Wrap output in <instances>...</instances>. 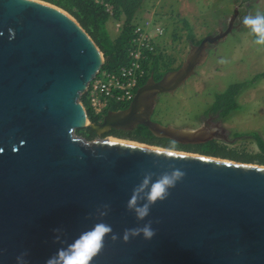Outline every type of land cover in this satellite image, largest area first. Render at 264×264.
I'll use <instances>...</instances> for the list:
<instances>
[{"label": "water", "instance_id": "1", "mask_svg": "<svg viewBox=\"0 0 264 264\" xmlns=\"http://www.w3.org/2000/svg\"><path fill=\"white\" fill-rule=\"evenodd\" d=\"M236 14L190 44L176 69L157 81L151 74L126 108L91 122L80 97L103 65L93 40L54 5L0 0V264H55L58 249L99 223L112 231L91 264H264V165L75 133L142 125L155 137L198 142L202 128L150 116L159 95L206 62ZM174 169L183 177L137 219L148 187ZM149 222L150 240L122 239Z\"/></svg>", "mask_w": 264, "mask_h": 264}, {"label": "rangeland", "instance_id": "2", "mask_svg": "<svg viewBox=\"0 0 264 264\" xmlns=\"http://www.w3.org/2000/svg\"><path fill=\"white\" fill-rule=\"evenodd\" d=\"M234 10L237 14L232 31L208 50L206 62L197 67L181 87L173 94L158 96L152 120L193 126L198 121L196 118L205 114L214 103V94L222 92L231 83L247 81L264 72V46L253 43L254 37L241 22L245 15L264 12V0L147 1L139 17L141 21L148 19L164 28L157 53L164 61L167 57L174 59L171 68H177L184 61L190 44H197L217 29L224 30ZM183 19L190 27L192 41L187 38ZM173 31L175 39L171 36ZM114 36L111 34L112 39ZM235 103L237 109L222 118V126L230 136L239 138L224 146L239 154L254 156L258 151L250 134L256 133L264 140V79L243 88Z\"/></svg>", "mask_w": 264, "mask_h": 264}, {"label": "trees", "instance_id": "3", "mask_svg": "<svg viewBox=\"0 0 264 264\" xmlns=\"http://www.w3.org/2000/svg\"><path fill=\"white\" fill-rule=\"evenodd\" d=\"M54 5L72 16L80 27L87 33V35L93 40L97 48L104 58L103 65L100 71L116 72L121 67L129 63L128 50L130 49L131 39L134 37V29L136 25L141 22L142 18L139 17L143 11L148 0H106L113 7V15L109 17L108 13L103 7L97 6L92 0H40ZM112 20L114 22H121V28L119 34L114 39H111L107 30L106 23ZM183 27L187 30V38L192 41V35L190 27L186 20H182ZM172 39H175L174 31L171 33ZM253 36V35H252ZM254 37V36H253ZM162 53V51H161ZM145 54L151 59V67L149 69L148 76L143 79L142 84L152 74L154 80H158L165 72L174 70L171 68V64L174 62L173 58L167 57L164 61L159 55L155 53L153 55L146 51ZM147 60L141 63L143 68H147ZM264 79V72L256 74L250 80L240 81L229 84L225 90L220 93L214 94L215 99L213 103V109L218 110L222 117H226L231 111L237 109L235 98L239 92L247 87L253 85L257 80ZM81 104L87 109V100L85 95L80 97ZM116 108V107H114ZM91 122H98L90 118ZM76 134L81 135L87 140H93L96 138L94 132L89 129H79L75 131ZM108 136H114L119 139H126L135 142H139L146 145L162 147L166 143L164 141H158L153 138L147 130L138 126L133 132H124L111 130ZM252 140L257 147L258 154L254 156L239 154L232 149H228L226 146L217 144H206L203 146H196L194 149L197 153L207 156H214L224 159L236 160L244 163H256L264 165V140L255 134H250ZM104 137V136H103ZM169 148V147H167Z\"/></svg>", "mask_w": 264, "mask_h": 264}, {"label": "built area", "instance_id": "4", "mask_svg": "<svg viewBox=\"0 0 264 264\" xmlns=\"http://www.w3.org/2000/svg\"><path fill=\"white\" fill-rule=\"evenodd\" d=\"M97 6H101L108 13L113 15V7L106 0H92ZM117 31L121 28V22H115ZM134 37L130 42L128 50L129 63L116 72L99 71L97 76L88 84L85 92L87 100V118L100 121L107 111L114 107L127 106L136 92L142 85V80L149 74L151 59L145 54L151 55L159 50L160 38L164 34V28L151 20L141 21L133 31ZM147 60V68L141 63ZM81 95V96H82ZM85 108V107H84Z\"/></svg>", "mask_w": 264, "mask_h": 264}, {"label": "clouds", "instance_id": "5", "mask_svg": "<svg viewBox=\"0 0 264 264\" xmlns=\"http://www.w3.org/2000/svg\"><path fill=\"white\" fill-rule=\"evenodd\" d=\"M242 24L246 26L254 36L253 43L258 46H264V12L256 11L254 14L243 16ZM184 173L180 169H174L170 176H164L160 180L154 181L148 187L145 194V202L134 206L137 219L143 220L149 215L151 206L157 200H163L170 188L183 177ZM131 199V198H130ZM110 225L103 223L95 224L91 228L82 232L76 237L70 245L60 248L54 254L55 264H91L92 258L97 254L103 244L104 236L111 233ZM129 233L135 237L141 235L143 239L150 240L155 231L150 222L142 227L125 229L122 239L127 241ZM111 238L116 239L115 234ZM19 261L20 257H16ZM46 264H53V258L50 257Z\"/></svg>", "mask_w": 264, "mask_h": 264}, {"label": "flooded vegetation", "instance_id": "6", "mask_svg": "<svg viewBox=\"0 0 264 264\" xmlns=\"http://www.w3.org/2000/svg\"><path fill=\"white\" fill-rule=\"evenodd\" d=\"M161 95H164V94H161ZM156 103H157V100H156ZM212 106H213V104H211V106H209V108H208V110H207V112L205 114H202V115H200V116H198L196 118V120H198V121L195 124L193 123V126L191 124L179 126V125L174 124V123L169 122V121L160 122V121L152 120V115L154 113V110H153V112H152V114L150 116L151 121L156 122V123H158V124H160L162 126H172L174 128H189V129L202 128V131H205V133L202 134V136L199 137L198 142H195V143H189V142L188 143H178V142H175V141H173L171 139H168V138L155 137L154 135H152L147 130V128H145L142 125H137V126L133 127L130 130H116V129H111V130L124 131V132H133V131H135L138 128V126H142V127H144L147 130V132L149 134H151L153 136V138L155 140H158V141L160 140V141H164L166 143H169L168 146H166L167 144H165V145H163L160 148L174 150V151H180V152H186V153H191V154H193V153L199 154L194 149V147L203 146V145H206V144H213V143L217 144V145L219 144V145H223L224 146V145H227L228 143H231V141H233L235 138H239V136H230L229 132L222 126V118L223 117L219 114V111L218 110H214L212 108ZM124 108H126V106L113 108V109H110L109 111H118V110H121V109H124ZM111 130H109V132ZM109 132L104 133L101 136H97L96 135V137H103V136L106 137V136H108L107 134ZM167 147H169V148H167ZM200 155H202V154H200Z\"/></svg>", "mask_w": 264, "mask_h": 264}, {"label": "crops", "instance_id": "7", "mask_svg": "<svg viewBox=\"0 0 264 264\" xmlns=\"http://www.w3.org/2000/svg\"><path fill=\"white\" fill-rule=\"evenodd\" d=\"M114 21L112 20H109L107 23H106V30L110 36V38L112 39L111 37V34H114L115 36L114 37H117V35L119 34V31H117L115 29V25H114Z\"/></svg>", "mask_w": 264, "mask_h": 264}, {"label": "bare ground", "instance_id": "8", "mask_svg": "<svg viewBox=\"0 0 264 264\" xmlns=\"http://www.w3.org/2000/svg\"><path fill=\"white\" fill-rule=\"evenodd\" d=\"M110 140H113V139H110Z\"/></svg>", "mask_w": 264, "mask_h": 264}]
</instances>
